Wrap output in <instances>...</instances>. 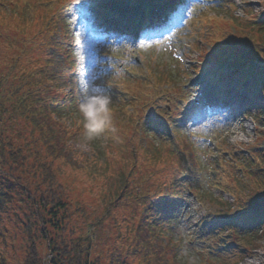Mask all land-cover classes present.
<instances>
[{"label":"rangeland","instance_id":"1","mask_svg":"<svg viewBox=\"0 0 264 264\" xmlns=\"http://www.w3.org/2000/svg\"><path fill=\"white\" fill-rule=\"evenodd\" d=\"M65 2L66 0H20L19 2L9 0L12 6L0 5V73L7 74L8 84L16 81L14 74L17 69L22 70L21 66L32 60V57L24 59L21 56L17 61L18 67L13 66L11 62L17 59L19 53L15 42L27 38L34 23L40 22V18L55 14L54 11L65 7ZM174 2L179 0H114L108 4L109 12L99 13L96 7L105 5L104 0H81L80 5L85 7L76 9L79 22L71 24L70 32L73 42L74 40L77 42L78 35L80 37L78 42L84 41L87 44L84 54H78L81 61L87 57L86 100L105 96L111 102L124 101L122 103L127 104L135 102L140 106L146 105L147 101L151 100L154 103L146 106L145 110L151 111L154 115L155 112L163 114L160 118L164 123H160V126L164 127L165 124L170 129L167 126L161 132L152 129L155 141L149 139L152 143H159L161 149H164L161 143L165 142L161 138L167 140L168 150L160 157L162 161L160 164L165 167L163 173L167 172L168 178H174L178 170V176H182L186 183L180 188L185 198L184 217L173 233L174 238L183 241L182 250L177 258L182 262L191 260L195 264H264V234L261 239L257 236L252 238L253 235L246 232L243 221L232 222L228 217L213 216V210L209 205L202 203L195 196L196 192L188 189H203L213 199L227 206L230 213L244 209L238 208L232 194L223 189L226 182L225 175L230 170L232 179L235 182L238 180L235 178V168L230 165L231 163L226 162L231 156L225 153L219 144L226 140L229 145L240 148L245 156H250L249 149L256 147L258 143L264 149V86L256 88L254 98L249 96L250 101L247 100L244 106L241 104L243 111L240 107L235 111L224 106L218 107L214 102L219 101V95L234 93L232 90L234 87L226 86V92L219 94L222 90L219 85L223 82L221 80L223 77L214 79V75L200 70L198 65H202V60L215 61L217 57L216 53L214 56H202L200 53L201 50L204 52L205 49L210 48L208 40L214 27L207 23L209 17L233 19V16L245 17L246 10H251L256 17L263 19L260 23L263 26L264 0H189L185 14H176L178 24L167 32L165 39L145 41L144 35L139 33L138 26L147 7L150 5L151 9L152 5L159 4L161 9L154 12L162 14L160 22L165 23L167 14L164 9L173 12ZM13 6L19 12H25L23 24L18 22V20L22 21L21 19L17 20L11 13ZM232 7H234L233 11ZM31 8H34L33 11ZM84 16L88 18L87 24L84 23L86 21L81 20ZM114 16H119V20L115 21L121 22L124 26V20L129 21L125 26L128 27L125 36L118 34L97 39L89 33L90 30H94V25L98 28L109 27ZM17 30L23 31L24 37L19 35ZM215 35L217 41H221L220 34L215 33ZM71 46L73 49V45ZM142 56L143 62L140 60ZM262 59L264 60V56ZM225 65L223 61L218 67L224 69ZM253 66H264V64L253 62ZM53 69L59 71L62 66H53ZM157 76L167 77L173 80L174 84L161 86L159 89L155 85ZM62 77L64 82L68 80ZM231 79L236 82L235 86L240 88L243 94H248L250 88L248 80ZM258 79L264 83V74L254 77V80ZM64 82H62L63 91L71 97L73 84L70 80ZM50 84L52 82H48V85ZM4 90L6 91V88ZM0 95H2L1 91ZM142 96L146 99L137 102ZM14 101L15 98L9 100L7 104L10 107L15 106ZM82 101V99L79 101L80 105ZM79 108L72 105L65 109L63 121L68 126L75 124L80 126L83 123ZM110 108L115 107L111 105ZM132 109L133 106L129 108L130 112L133 111ZM72 110H75V113L69 112ZM185 111H191L195 117L187 118ZM177 116L186 117V122L184 119L181 122L193 133L192 143L189 144L200 154L198 168L191 167L186 154L187 147L181 143L182 138L175 135L174 129L171 128ZM147 118L151 119L150 116ZM16 126L17 131L22 129L25 131V128H29L23 126L20 121ZM120 127L116 128L109 124L97 136L102 143L96 137L99 146H103V148L100 146L101 154L94 155L91 140L85 139L84 136L70 139L68 146L79 157L78 167L62 159L56 162L55 165L59 168L57 174L64 186L62 196L68 203L70 215L63 231L49 233L45 230L44 232L41 208L36 204L39 194L33 196L25 189V186L33 188L37 177L30 174L31 177L26 176L22 185L15 187L11 185L8 188V183L2 179L3 184L0 183V186L5 192L1 193L9 194L3 195L0 199V264H24L32 242L40 247L43 264H48L54 256L49 245L51 237L63 246V242L67 243L72 237L76 238L86 231L91 237L84 241V254L88 253L91 261L99 260L100 264H153L152 255L145 254L141 244H137L139 232L143 228L142 220L148 215L152 204L150 197L142 198L144 192L142 187L146 188L147 184H144L147 177V163L144 159H140L143 161L140 168L135 169L136 182L132 183L133 179H131L129 188H123L125 184L123 172L130 169L125 165V157L130 155L132 144L114 138L118 137L120 131H130L128 123ZM107 139L108 146L105 143ZM190 167L193 173L188 175L185 169ZM238 174L242 177L241 172ZM242 183L243 186L239 190L243 192L241 201L243 205L249 209L257 201L264 202V186ZM228 209L225 210L227 213ZM44 233L45 236L42 237ZM256 239L259 240L257 241L259 246L254 248L252 245L256 243ZM247 259L253 262L246 263Z\"/></svg>","mask_w":264,"mask_h":264},{"label":"trees","instance_id":"2","mask_svg":"<svg viewBox=\"0 0 264 264\" xmlns=\"http://www.w3.org/2000/svg\"><path fill=\"white\" fill-rule=\"evenodd\" d=\"M15 1L19 2L20 0ZM1 4L10 5L9 0H0ZM11 8L13 9L11 13L17 20L21 19L22 21L18 20V22L23 24L26 17L25 12H19L14 6ZM31 9L33 11L34 8ZM54 13L47 18H40V22L34 23L27 38H24L25 41L22 39V42H15L19 49L17 59L11 62L15 68L18 67L17 61L21 56L24 59L32 57L29 63L21 66L22 70L17 69L14 74L16 81L8 84L6 82L7 74L0 73V91L2 92L0 95V183L3 179L8 183L7 188L11 185L15 187L22 185L26 176L27 178L31 177L30 174L37 177L35 186L33 188L25 186V189L33 196L39 194L36 204L38 208H41L44 232L46 230L49 233L63 231L64 225L70 217L68 203L62 196L64 186L57 174L59 168L55 164L62 159L70 165L78 167L79 157L68 146V141L78 136H84L83 123L80 126H76V124L68 126L63 121L65 109L72 105L79 108L78 98L84 99V102L87 101L86 94L83 93L85 88L83 65L78 61V53L86 44L72 41L70 29L74 18L73 8L69 7ZM245 14V17L233 16V19L213 17L207 20L214 27V32L211 33L208 40L210 48L205 49L202 56H214L216 53L217 57L215 61L203 62L198 66L200 70L208 71V74L214 75V79L222 76L223 82L219 85L222 89L228 85L236 84L231 78H240L241 81L250 79L249 92L254 96L256 88L264 86L261 80H254V77L264 74V66H253V62L264 64L262 59L264 56V25H260L263 19L256 17L253 11L246 10ZM17 31L24 37L23 31ZM215 33L220 34L221 41H217ZM71 45H73V49H71ZM223 61L227 62L224 69L218 67ZM53 66H62V69L55 71ZM237 66L239 68H236ZM61 75L68 80L64 82ZM69 80L73 84L71 97H68L62 87V82L67 83ZM48 82H52L50 84L52 86L48 85ZM173 84V80L164 76H157L155 80V85L159 89L161 86ZM13 98H15V106L10 107L7 103ZM153 103L151 100H148L147 104L143 106L135 103L133 104L135 112L132 113L121 104H112L115 108L111 109V122H117L119 125L128 123V127H130L129 132L120 131L118 135L121 142L125 140L132 144L130 155L125 157V165L130 169L127 172L122 171L125 181L123 188H129L131 179H133L132 183L136 182V170L140 168L141 161H143L140 159H144V162L147 163V177L144 182L147 184L146 188L142 187L144 190L142 198L150 197L152 204L148 215L142 220L143 228L139 232L137 244H141L145 254L152 255L153 264H195L191 260L182 262L177 258L178 253L182 250L183 241L174 238L173 233L175 227L184 217L185 198L180 188L186 183L182 176H178V170L175 172L176 177L174 178H168L167 172L163 173L165 167L160 164L162 162L160 157L168 150L166 149L168 145L162 138L165 142L162 141L161 146L164 149H161L159 143H152L150 139L154 140L153 128L163 130L164 127L160 126V122L156 119L160 117L157 112L154 115L151 111L145 110L146 106ZM69 112L75 113V110ZM147 116L153 117L148 119ZM186 116L189 118L190 112L187 111ZM19 121L23 123V126L29 128H25V131L23 129L17 131L16 124ZM73 126L76 127L73 128ZM174 126L175 133L182 138L181 142L190 152L186 154H188L191 167L193 169L200 167V162H198L201 160L200 154L198 151H194L195 148L193 149L189 144L192 143L191 133L182 128L177 121L174 122ZM95 139L96 137L91 139L94 155L101 154L103 146L100 145V147ZM98 140L100 141V138ZM100 143L102 142L100 141ZM105 143L108 146V139ZM219 145L225 153L227 152L231 156L230 160L226 162L231 163L230 165L235 168V178L238 180L235 182L232 179L230 170L225 175L226 182L223 189L232 194L238 208L244 209L230 213L227 206L221 201L213 199L203 189L193 191L196 192V196L202 203L209 205L213 210V216L228 217L232 222L243 221L246 232L253 235L252 238L257 236L261 239L264 234V202L257 201L248 209L241 203L243 192L239 189L243 186L242 182L264 186V149L258 143L256 147L253 146L252 149H249L250 156H245L240 148L229 145L226 140ZM152 151L154 153H150ZM142 154H144L143 157H140ZM89 160L88 158L87 161ZM186 171L188 175L193 173L189 169ZM239 172L242 173V177L239 176ZM1 192L5 191L0 186V199L3 195L9 194ZM227 209L228 213L225 211ZM249 221L253 223L249 224ZM44 236L45 233L42 234V237ZM90 237V233L86 231L85 234L76 238L72 237L71 241L67 243L63 242V246L56 243L55 239L51 237L49 245L54 256L48 264H100L99 260L91 261L88 253L84 254V241ZM257 241L259 240L256 239V243L252 247L259 246ZM39 251L38 244L32 242L24 264H43Z\"/></svg>","mask_w":264,"mask_h":264},{"label":"clouds","instance_id":"3","mask_svg":"<svg viewBox=\"0 0 264 264\" xmlns=\"http://www.w3.org/2000/svg\"><path fill=\"white\" fill-rule=\"evenodd\" d=\"M110 103L105 96L91 97L81 103L79 111L83 117L85 139L91 140L99 136L110 124Z\"/></svg>","mask_w":264,"mask_h":264},{"label":"snow or ice","instance_id":"4","mask_svg":"<svg viewBox=\"0 0 264 264\" xmlns=\"http://www.w3.org/2000/svg\"><path fill=\"white\" fill-rule=\"evenodd\" d=\"M72 2L76 3V4H79L81 2V0H72ZM182 22H183V15L181 16V23ZM177 26H179V25H177ZM168 31H170V29ZM161 33L162 34L159 35L158 37H157V35L155 33H152V32L145 33L144 39H145V41H147V40H155L157 38L158 39H165L168 33L164 32V30H161ZM79 39H80V37L77 35L76 36L77 42L79 41Z\"/></svg>","mask_w":264,"mask_h":264},{"label":"bare ground","instance_id":"5","mask_svg":"<svg viewBox=\"0 0 264 264\" xmlns=\"http://www.w3.org/2000/svg\"><path fill=\"white\" fill-rule=\"evenodd\" d=\"M126 22H128V21H127V20H124V23H126ZM232 110H233V109H232ZM247 262H253V260H251V259H247V260H246V263H247Z\"/></svg>","mask_w":264,"mask_h":264}]
</instances>
